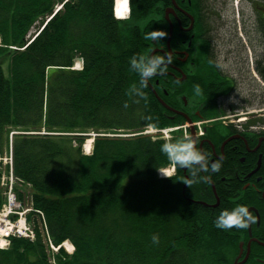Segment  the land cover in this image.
Returning a JSON list of instances; mask_svg holds the SVG:
<instances>
[{
    "label": "trees",
    "instance_id": "obj_1",
    "mask_svg": "<svg viewBox=\"0 0 264 264\" xmlns=\"http://www.w3.org/2000/svg\"><path fill=\"white\" fill-rule=\"evenodd\" d=\"M65 1L0 0V156L11 144L14 174L32 186L30 202L42 214H31L35 241L13 238L0 249V264L217 261L226 247L178 245L184 232L173 228H185L173 198L179 182L157 174L169 164L159 150L164 140L103 136L92 155L83 153L82 134L91 130L136 134L180 123L167 118L149 87L147 102L127 94L139 79L128 60L149 50L148 0L139 1L137 31L132 21L114 18L113 0ZM76 58L83 59L82 69L74 68ZM157 78L150 82L163 96L171 83L160 78L156 85ZM3 170L0 164V175ZM3 201L0 191V210ZM66 240L75 247L71 256L50 250L49 241Z\"/></svg>",
    "mask_w": 264,
    "mask_h": 264
},
{
    "label": "flooded vegetation",
    "instance_id": "obj_2",
    "mask_svg": "<svg viewBox=\"0 0 264 264\" xmlns=\"http://www.w3.org/2000/svg\"><path fill=\"white\" fill-rule=\"evenodd\" d=\"M139 1L131 0L129 22L135 31L142 19ZM148 5L151 14L144 27L167 35L159 43L150 40L144 54L171 52L172 63L153 77L158 76L156 85L164 78L172 89L160 96L150 80L148 87L157 101L169 99L182 113L167 110L171 121H199V135H193L197 147L210 160L221 161L218 172L198 174L208 180L197 178L189 186L184 181L190 170L174 164L179 184L173 198L179 200L177 215L185 223L184 229L173 228L184 232L178 245L226 247L216 264H264V0H148ZM195 85L200 97L188 100L196 96ZM236 203L248 205L256 222L245 229L217 228L219 210ZM223 233L226 244L219 243Z\"/></svg>",
    "mask_w": 264,
    "mask_h": 264
},
{
    "label": "clouds",
    "instance_id": "obj_3",
    "mask_svg": "<svg viewBox=\"0 0 264 264\" xmlns=\"http://www.w3.org/2000/svg\"><path fill=\"white\" fill-rule=\"evenodd\" d=\"M166 35L164 30L157 29L151 30L147 38L159 43L160 38ZM171 63L172 54L167 50L160 52L155 49L147 55L133 54L128 60V68L129 71L136 73L139 79L129 87L127 94L134 98L135 102L140 100L147 102L145 89L148 87L149 80L162 73ZM194 91L197 95L200 94L199 85L194 86ZM159 150L166 156L169 163L190 170L189 178L184 181L188 186L193 184L197 178L209 179V176L198 177L199 173H215L221 167V161L219 159L210 160L207 152L197 147L195 137L189 136L187 132L175 139H165L160 143ZM256 219L257 217L253 215L248 205L236 203L231 207L221 208L214 218V224L219 229H245L255 223ZM152 239L153 242H158L159 238L153 235Z\"/></svg>",
    "mask_w": 264,
    "mask_h": 264
},
{
    "label": "built area",
    "instance_id": "obj_4",
    "mask_svg": "<svg viewBox=\"0 0 264 264\" xmlns=\"http://www.w3.org/2000/svg\"><path fill=\"white\" fill-rule=\"evenodd\" d=\"M7 207V212L2 221V227L0 228V247L8 245L9 242L7 239L12 235L25 237H32L33 235V232L25 224L23 218L25 211L21 212L20 204L17 203L13 196H10ZM14 214H18L19 219L11 221L10 217Z\"/></svg>",
    "mask_w": 264,
    "mask_h": 264
},
{
    "label": "bare ground",
    "instance_id": "obj_5",
    "mask_svg": "<svg viewBox=\"0 0 264 264\" xmlns=\"http://www.w3.org/2000/svg\"><path fill=\"white\" fill-rule=\"evenodd\" d=\"M117 2V6H116V10H117V17L120 18V19H124L126 16H127V12H129V7H128V1L127 0H116ZM92 143H93V140L92 139H89L87 141V143H85V150L88 151V150H91L92 149ZM165 174H164V173ZM172 174V171L170 170H163L162 171V176L164 178H167V177H170ZM7 203L5 202V199L3 201V204H2V209L0 210L1 212V217L0 219H4V216L7 212ZM2 227V225H0V228ZM10 245H8L7 247L3 248V249H7ZM66 247L70 249V244H66Z\"/></svg>",
    "mask_w": 264,
    "mask_h": 264
},
{
    "label": "rangeland",
    "instance_id": "obj_6",
    "mask_svg": "<svg viewBox=\"0 0 264 264\" xmlns=\"http://www.w3.org/2000/svg\"><path fill=\"white\" fill-rule=\"evenodd\" d=\"M33 32V31H32ZM5 69V68H4ZM7 71H8V69H7ZM110 134H113L114 135V133H110ZM160 136V137H162L163 136V134L162 133H154V134H151V136ZM92 138V137H91ZM89 139H90V137H89ZM88 138L85 140V142L87 143V141L89 140ZM167 169H170L169 168V166H167L166 167ZM171 179V178H170ZM5 185H3V187H4ZM16 188L17 189H21V187H19V186H16ZM23 190H24V188H23ZM0 217H1V212H0ZM2 224V219H0V225Z\"/></svg>",
    "mask_w": 264,
    "mask_h": 264
},
{
    "label": "water",
    "instance_id": "obj_7",
    "mask_svg": "<svg viewBox=\"0 0 264 264\" xmlns=\"http://www.w3.org/2000/svg\"><path fill=\"white\" fill-rule=\"evenodd\" d=\"M77 62L80 64V65H83V59L82 58H79V59H77ZM159 101L165 106V107H167L168 109H170L161 99H159ZM174 112H176V113H181V112H177V111H175V110H173Z\"/></svg>",
    "mask_w": 264,
    "mask_h": 264
}]
</instances>
